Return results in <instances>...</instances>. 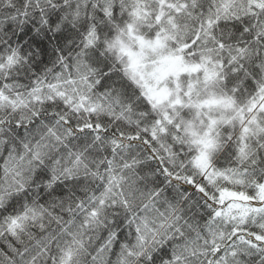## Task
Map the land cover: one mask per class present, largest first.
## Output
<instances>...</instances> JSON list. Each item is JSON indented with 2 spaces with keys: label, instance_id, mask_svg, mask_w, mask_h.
Returning <instances> with one entry per match:
<instances>
[{
  "label": "snow or ice",
  "instance_id": "obj_1",
  "mask_svg": "<svg viewBox=\"0 0 264 264\" xmlns=\"http://www.w3.org/2000/svg\"><path fill=\"white\" fill-rule=\"evenodd\" d=\"M0 264H264V0H0Z\"/></svg>",
  "mask_w": 264,
  "mask_h": 264
}]
</instances>
